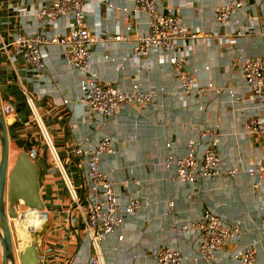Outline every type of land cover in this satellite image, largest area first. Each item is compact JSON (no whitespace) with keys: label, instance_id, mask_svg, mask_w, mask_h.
Here are the masks:
<instances>
[{"label":"crops","instance_id":"crops-1","mask_svg":"<svg viewBox=\"0 0 264 264\" xmlns=\"http://www.w3.org/2000/svg\"><path fill=\"white\" fill-rule=\"evenodd\" d=\"M223 1L158 0V4L163 9L170 6L175 9L180 3L186 4L179 10L183 22L191 30L213 34L221 32L215 22L213 9ZM259 1L252 0L246 13L235 14V19L248 27L241 29L239 25L233 26L230 32L238 29L242 31L238 36L231 33L230 38L235 44L221 45L213 37L194 43L187 70L196 76L200 85L213 83L221 92L210 93L202 98H189L187 106L183 107L176 95L175 78L167 68L159 71L153 55L149 57L153 62L149 68H137L126 58L130 55L134 32H122L126 20L122 10L129 9L131 1L107 0L114 8L106 15L105 6L101 7L100 28L108 34L119 30L125 39L93 48L94 71L99 78L109 79L121 90L128 89L133 78L138 76L143 88H162L164 95L161 107L138 118L136 125L133 124L136 114L129 109L112 120L110 125L98 129L81 122V108L75 102L79 75L61 60L57 47L46 48L44 62L47 73L40 81L32 79L21 60L11 62V43L15 35H29L37 31L52 33L55 30L51 27L43 30L35 17L16 13L15 8L29 5L31 0H0V106L6 103L13 106V114L5 120L8 159L13 154L11 162L14 163V156L21 152L36 153L34 162L42 174L40 198L47 214L43 227L30 237L18 234L10 227L16 264H20L18 256L30 244L35 247L36 264H83L90 255L81 217L70 203L58 173L48 170L50 156L38 128L39 122L28 106L27 97L33 98L38 119L78 192L82 191L84 168L73 159L72 150L78 142L94 143L103 135L113 138L116 154L102 157L101 170L115 182L134 179L139 183L141 207L126 217L124 224L103 243L101 250L104 264H156L150 251L161 245L178 247L184 258L183 264H201L192 262L196 256L194 231L189 237L174 243L172 229L186 221H196L205 210L213 211L225 222L240 220L244 226L239 241L220 251L219 264H239L232 259L233 253L252 241L256 243L257 264H264V233L257 229L261 218H264V210L253 197L250 180L245 173L234 178L186 184L175 179L173 168L167 170L163 166L166 143H169L173 155L182 156L186 153L187 142L197 139L203 129H212L219 134L218 153L223 162L222 169L228 166L245 169L260 158L262 150L256 139L246 137L242 131L245 119L254 109L237 64L238 57L256 58L264 55V10L258 9ZM253 18H257L258 23L250 26ZM138 21L139 30L145 29L144 15H140ZM93 23V13H89L86 24L92 28ZM104 56L108 58L107 61H102ZM230 93L234 95L233 99ZM62 98L70 103L60 105ZM112 125L117 129L116 132L112 130ZM203 148L201 143L198 153ZM12 163L8 161L10 168ZM134 188L133 184L121 188L123 202ZM169 199H173L174 208L168 215L166 209ZM60 258L67 259L68 263L57 262Z\"/></svg>","mask_w":264,"mask_h":264},{"label":"built area","instance_id":"built-area-1","mask_svg":"<svg viewBox=\"0 0 264 264\" xmlns=\"http://www.w3.org/2000/svg\"><path fill=\"white\" fill-rule=\"evenodd\" d=\"M129 9H123L125 23L124 34L134 32L128 58L137 68H149L155 57L159 71L167 68L176 81V95L181 99L183 107L187 106V99L202 98L210 93L220 94L221 89L213 83L200 85L196 76L187 70L188 57L196 42L210 37L217 39L221 45H233L230 38L240 35L242 31L233 30L234 25L242 29L248 28L235 19V14L246 13L252 0H224L213 9L216 24L220 33H200L191 30L182 20L179 10L186 4L173 9L171 6L163 9L158 0H130ZM105 6L107 15L114 8L107 0H31L26 6L15 8L17 14L24 17H35L41 23L42 29L51 27L55 31L47 33L37 31L33 34H17L13 37L10 60H19L26 66L32 79L40 81L47 73L44 59L46 48L57 47L61 60L79 75L78 91L75 97L81 108L79 118L81 122L102 128L129 109L135 112L133 124H137L140 117L162 105L163 89L143 88L138 76L133 78L130 87L119 89L109 79H101L93 69L92 50L103 47L108 42L118 43L125 39L123 33L116 30L108 34L100 28V11ZM259 10H264V0L257 3ZM93 13V27L86 24L87 15ZM144 15L146 28L140 29L138 17ZM251 25L258 23L257 18L250 20ZM92 29V30H91ZM244 86L250 97L249 102L254 112L249 115L242 131L246 137H253L261 148L260 158L253 161L245 169L239 166H228L222 169L223 162L218 153L219 134L212 129H203L197 139L187 142L186 153L175 156L170 150L169 143L165 144L166 153L163 166L167 170L173 168V175L181 183L194 184L200 180L217 178H234L245 173L250 180L252 195L264 210V55L256 58L238 57ZM103 57L102 61H107ZM125 58L122 59L124 61ZM230 98L234 95L230 93ZM28 106L36 118L47 152L50 156L48 170L57 172L60 176L70 203L78 211L83 225V234L89 246V256L83 264H104L102 245L105 240L120 228L126 217L134 214L140 207V189L136 180L115 182L100 168L103 156L116 154V147L110 135H103L94 143L78 142L72 150L71 156L84 168L82 191L78 192L71 182L67 170L56 151L47 131L41 125L34 108V100L27 97ZM67 99H60V105H68ZM198 109H202L199 107ZM1 113L6 120L13 114V106L6 103L0 106ZM114 132L117 129L112 125ZM201 143L204 148L198 153ZM34 162L35 152L28 153ZM129 184L136 188L131 190L125 202L122 201L121 188ZM263 186V188H262ZM190 198V197H189ZM174 201H167L166 213L173 211ZM15 218L9 220L18 234L32 236L41 229L47 220L44 210H32L22 204L14 206ZM41 220V221H40ZM257 229L264 233V218H261ZM11 230V228H10ZM244 230L242 221L225 222L218 214L205 210L196 221H186L175 225L172 229V241L177 243L183 237H189L194 231L196 256L193 263L219 264L220 251L231 244L237 243ZM119 239H122L119 236ZM15 254V250H14ZM257 248L255 242L239 247L232 255V259L239 264H257ZM151 258L156 264H183L184 258L176 246L161 245L150 251ZM68 263L60 258L57 262Z\"/></svg>","mask_w":264,"mask_h":264},{"label":"water","instance_id":"water-1","mask_svg":"<svg viewBox=\"0 0 264 264\" xmlns=\"http://www.w3.org/2000/svg\"><path fill=\"white\" fill-rule=\"evenodd\" d=\"M41 169L28 153H19L13 166H8V137L6 122L0 110V248L1 264H16L9 220L15 218L14 206L41 211ZM20 264H36L35 247L30 244L18 256Z\"/></svg>","mask_w":264,"mask_h":264},{"label":"bare ground","instance_id":"bare-ground-1","mask_svg":"<svg viewBox=\"0 0 264 264\" xmlns=\"http://www.w3.org/2000/svg\"><path fill=\"white\" fill-rule=\"evenodd\" d=\"M14 159H15V156H14ZM8 161H9V163H10V155H9V159H8ZM13 162H14V160H13ZM12 163V162H11ZM10 163V164H11ZM13 164V163H12ZM41 221V220H40ZM35 239V238H34ZM37 242V241H36ZM39 243V242H38ZM24 246V245H23Z\"/></svg>","mask_w":264,"mask_h":264},{"label":"rangeland","instance_id":"rangeland-1","mask_svg":"<svg viewBox=\"0 0 264 264\" xmlns=\"http://www.w3.org/2000/svg\"><path fill=\"white\" fill-rule=\"evenodd\" d=\"M13 154H10V163H11V160L13 159Z\"/></svg>","mask_w":264,"mask_h":264}]
</instances>
